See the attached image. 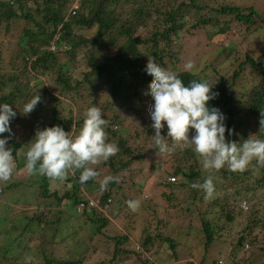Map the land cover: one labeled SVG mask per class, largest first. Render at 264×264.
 <instances>
[{"label": "trees", "instance_id": "trees-1", "mask_svg": "<svg viewBox=\"0 0 264 264\" xmlns=\"http://www.w3.org/2000/svg\"><path fill=\"white\" fill-rule=\"evenodd\" d=\"M76 1L0 0V166L10 176L25 169L41 172L30 185L12 183L5 191L23 187L32 200L11 201L0 192L6 200L0 238L10 245L0 264H87L88 257L100 254V244L114 249L101 264H165L158 257L170 253L179 259L193 234L202 237L206 250L212 247L222 237L224 219L243 228L236 231L238 251L247 233L264 228V56L256 61L247 55L232 79L219 77L214 83L203 74L179 70L181 51L174 68L165 58L167 49L180 43L183 50L184 42L207 28L220 27L216 35L225 38L243 28L264 36V16L254 6L242 9L224 0H80L73 16ZM18 25L22 35L8 72L1 57L11 46L8 32ZM149 26L151 36L139 37ZM55 40L56 51H51ZM234 43L230 54L237 55L242 46L238 50ZM157 70L160 85L152 90ZM247 74L258 82L242 90L237 81ZM101 94L104 101H99ZM46 99L55 103L52 114ZM147 102L156 106L148 134L159 130L158 152L174 147L171 175L180 179L159 185L157 198L167 201L162 217L155 208L159 204L143 197V187L134 180V166L146 160L144 148H129L122 133L124 110L144 114ZM88 132L94 135L86 138ZM99 138L106 140L97 147ZM112 146L117 155L102 169L94 166L104 152L99 148ZM185 180L191 188L200 182L202 193L213 198L209 205L217 209L216 217L188 207L184 215L190 223L173 227L171 215L185 207L173 203L172 193L185 188ZM54 182H64L67 191L54 190ZM92 199L97 207L79 214L77 207ZM198 202H204L203 196ZM243 202L248 211L240 208ZM140 210L149 211L141 226ZM77 218L81 222L75 225ZM120 218L127 221L125 232L114 222ZM201 264H209L208 259Z\"/></svg>", "mask_w": 264, "mask_h": 264}, {"label": "rangeland", "instance_id": "rangeland-1", "mask_svg": "<svg viewBox=\"0 0 264 264\" xmlns=\"http://www.w3.org/2000/svg\"><path fill=\"white\" fill-rule=\"evenodd\" d=\"M226 3L235 5L238 7H241L242 9L250 8L251 6H254L256 10H259V12L264 16V0H224ZM222 3V2H221ZM217 5V4H216ZM130 8L129 5H126L125 9ZM259 23V22H258ZM235 26V25H234ZM17 27V26H16ZM23 26H19L18 28L11 30L8 32L7 38L10 40V48L7 51V53L3 54L1 57V60L4 63V67L9 72V69L7 67V64L13 60V57L16 53L15 49L18 47L19 38L22 35ZM220 30V27L216 28H207L206 32H199L200 34L196 36H191L189 40L183 43V50H181V44L179 43L177 45V48L175 50H171V48L167 49L166 51V58L165 63L168 67L174 68L173 64L176 61V57L178 52H180L179 63L177 64L180 68L179 70L185 71L189 70L192 72H195L197 74H203L206 77L210 79L212 83L216 81L219 77H225L228 80L232 79L234 76V73L239 70V66L241 63L245 62L247 59V55L252 56L254 60L258 61L260 58L264 56V36L261 35V32L258 34H255L254 32L249 33L250 31H245V28H243L242 32H239L238 30H233L227 38L223 37L222 35H216V33ZM153 33L152 26H149L148 28H144L143 30L138 32L139 37H145V36H151ZM212 37V40H209L208 38ZM232 39L234 42L236 40V44L238 46V50H240L241 46L242 49L240 50L241 53L234 55L230 54V52H234L235 48L233 45L235 43L232 42L228 43L226 42L227 39ZM16 39V40H15ZM226 39V40H225ZM9 44V45H10ZM221 44H224L222 46ZM234 48V50H231ZM262 56V57H261ZM264 63V59H263ZM216 69H214V68ZM249 70V69H246ZM86 67H83L81 72H86ZM159 70L155 73L156 82L159 80L160 72ZM81 72H77L76 75L82 74ZM158 72V73H157ZM255 74V73H253ZM239 84H241L242 90H248L254 84H256L257 77L252 74H247V77L240 78L237 81ZM160 85L159 82L153 84L150 86V89H155ZM63 98V96H61ZM106 99V96L101 94V97L99 101H104ZM47 104L50 109V113L52 114V110L54 109L55 103L50 102L48 99ZM90 102V100H89ZM146 106L144 107V114L142 112H137L136 114L133 113L132 110H124V113L121 115L122 120L125 121L124 130H122V133L124 136L130 140L129 148L137 149L141 145L144 148V156H146L145 162H142L141 164H137L134 166L135 172L137 174L135 175V181L138 185L143 187V197L144 195L148 196L147 200L152 199L151 201H155L156 204H159L158 207L156 206V209H160V217L163 216V211L166 206V200L163 198V200H159L158 197V190L160 189V183L165 184L166 179L171 176V172L173 171L174 159H173V152L174 147L172 149H168V152L166 153H160L157 150L156 143L161 142L159 137V130L155 133L152 132V135L148 134L149 127H152V122L155 120V115L153 114L155 109V104L151 102L145 103ZM83 106V105H82ZM88 106V105H87ZM116 110H119L117 107ZM132 112V113H131ZM114 113V112H113ZM112 121L114 117H111ZM30 132V130H29ZM138 133L140 134L139 137H137ZM89 135H94L91 132H88L86 134V138H89ZM191 135H189V142ZM163 142L166 141L165 138H162ZM99 141H96L95 146L98 147L101 143H105V138H99ZM187 142V143H189ZM184 144V143H183ZM151 148H153V152L151 153ZM182 148V144L178 146V150ZM104 151L103 155L100 157H97L95 160V165L99 167L100 169L103 168V162L107 161L110 157L116 156L118 149L116 146H112L108 149H105L104 147L99 148V150ZM138 152V151H137ZM95 159V157H94ZM177 160L181 163L183 161V155L180 154L177 157ZM152 164L157 165L155 169L151 170L150 166ZM8 168L9 163H8ZM206 168V167H205ZM188 172V171H187ZM143 174L145 176H143ZM148 174V175H147ZM41 172H30L28 169H25L22 172H15L12 176L7 175V171L4 169V167L0 166V192L4 191L6 198L8 200H18L21 197H25L27 200H32L33 196H30V191L28 189H24L23 187L19 189H15L12 191H8L6 195V190H9L8 187L12 186V183L14 184H23L28 183L30 185L32 180L37 179V177H40ZM147 176V177H146ZM182 182V180H181ZM186 187L185 188H174L172 193L173 203L179 204L184 203L183 207L184 209L178 208L176 210L177 214L171 215V222L173 223L172 226H180L181 224H187L190 223V217H187V215H184V213L188 212L186 208L190 207L191 211H199L200 208L204 213H207L209 218L216 217V210L215 207L210 206L209 204L213 203V198L206 197L202 193V186L200 182H196V186L194 188H191L189 185V181L185 180ZM56 184V185H55ZM53 189L59 190L61 194H64L67 189L65 187L64 182H57L53 183ZM6 191V192H5ZM225 192H221L219 194L218 198L221 200L224 198ZM198 195L197 203L192 206L191 202L194 199V197ZM262 195L264 198V191H262ZM203 196L204 202L202 204L199 201V198ZM142 197V198H143ZM146 200V201H147ZM6 200L4 198L0 197V218L2 217V213L4 212V209L2 208L5 204ZM142 202V201H141ZM145 204V203H143ZM197 206V207H196ZM259 209V207H258ZM262 213L264 214V202L262 205ZM162 210V211H161ZM76 211V210H75ZM71 211V214H76L75 212ZM149 211L141 212L138 211V225L141 226L143 222L145 221L147 214ZM78 214V213H77ZM140 214V215H139ZM190 216V213H187ZM207 216V215H206ZM207 216V217H208ZM165 218V216H164ZM198 222L196 225H200L199 220L201 219L200 216H197ZM125 221V222H124ZM81 220L77 218L74 223L75 225L80 223ZM115 224L116 227L121 230V232H125L123 230H126L125 219H116ZM224 228L221 230V239H218L212 247H209L208 250L205 249V242L202 240L201 236H198L197 234H193L192 236L188 237L187 243L188 246L182 248V252L179 255V259H175L171 256L170 253L168 255L163 257H158L157 261L165 262V264H201L203 260L208 259L209 264L212 260H216L218 258H227L229 264L231 261L229 259H232V257L237 262H243L244 264H264V228L257 227L256 230H254V233L250 235L249 233L246 234V241L244 243L250 244L249 249H245L244 245L241 247L238 251H235V244L240 237L238 235L243 230L241 225L239 223L231 224L224 219L223 224ZM140 229V228H139ZM130 231V230H129ZM88 233L86 232L84 235V238L86 240V243H88ZM4 237L2 236L0 238V261H4V255L6 250L10 247V245L4 241ZM185 240H182V244H184ZM113 244H115L113 242ZM33 246V245H30ZM69 247L59 249L58 256H63L66 254V252L69 250ZM98 248L100 251V254L94 253L92 256L88 257L87 264H101L104 261H108L111 256L114 253V249L110 248L107 244H100L98 245ZM187 248V249H186ZM63 250V251H62ZM144 257V256H143ZM166 258V259H165ZM22 260V259H21ZM20 260V261H21ZM226 260V259H225ZM28 262H31V259L27 260ZM34 261V260H33ZM37 262V261H36ZM38 263V262H37ZM20 264V263H18ZM33 264V263H32ZM130 264V263H127ZM237 264V263H236Z\"/></svg>", "mask_w": 264, "mask_h": 264}, {"label": "built area", "instance_id": "built-area-1", "mask_svg": "<svg viewBox=\"0 0 264 264\" xmlns=\"http://www.w3.org/2000/svg\"><path fill=\"white\" fill-rule=\"evenodd\" d=\"M79 5H80V0H77L75 2V5L73 7L72 10V14L73 16H75L77 14V11L79 10ZM58 39V38H57ZM51 51H56V40L51 44ZM97 207V202L94 200H89L87 202H82L78 207H77V211L79 214H82L83 212H85L88 209H94Z\"/></svg>", "mask_w": 264, "mask_h": 264}, {"label": "clouds", "instance_id": "clouds-1", "mask_svg": "<svg viewBox=\"0 0 264 264\" xmlns=\"http://www.w3.org/2000/svg\"><path fill=\"white\" fill-rule=\"evenodd\" d=\"M53 43V42H52ZM51 43V44H52ZM50 48H51V46H50ZM180 181V179L179 178H177L176 176H174V175H171V176H169L167 179H166V185L167 184H176V183H178ZM147 197V196H146ZM93 200V199H92ZM95 201V200H94ZM240 208L241 209H243L244 211H248L249 209H250V207L248 206V204H247V202H243L242 204H240ZM249 247H250V244L249 243H247V244H245L244 245V248L245 249H249ZM233 258V257H232ZM226 259V260H225ZM234 259V258H233ZM212 261H215V263L214 264H229V262H228V259L227 258H222V259H220V258H218V259H214V260H212L211 259V263H212Z\"/></svg>", "mask_w": 264, "mask_h": 264}]
</instances>
